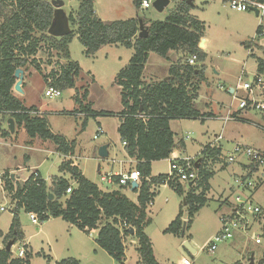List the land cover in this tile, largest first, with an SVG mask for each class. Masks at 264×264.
<instances>
[{"label":"trees","instance_id":"16d2710c","mask_svg":"<svg viewBox=\"0 0 264 264\" xmlns=\"http://www.w3.org/2000/svg\"><path fill=\"white\" fill-rule=\"evenodd\" d=\"M76 1L77 8L67 14L71 32L67 36L55 38L48 35L54 12L50 0H0V117H5L6 124L8 119H12L14 125L21 127L29 139L49 141L57 153L73 156L76 141H68L53 134L46 118L35 115L38 109L34 106L26 107L13 93L15 70L21 69L25 73L36 64L35 57L42 45L53 50L64 63L60 64L58 71L44 76L45 84L50 78L52 85L59 91L75 90L73 100L77 109L71 114L83 116L81 130L85 129L88 118H119L117 134L121 142L125 143L126 155L135 162L132 171L136 170L140 174L138 187L133 189L137 194L136 203L124 195L123 191L130 190L131 185H118L119 176L112 177V184L118 185L117 190L107 188L103 191L89 181L71 160H63L59 172L68 174L69 178L54 176L50 187L40 176L34 178L33 174L22 184L6 176L5 190L15 202V208L9 232L4 236L0 230V239H3L5 247L10 240L14 244L23 240L17 216L22 209L26 214H36L41 223L60 218L86 234L98 230L95 244L116 264L125 261L124 241L128 237L136 240L142 264H159L154 257L151 241L144 232L151 223L147 205L158 195L153 187L167 185L183 197L176 218L163 232L182 240L183 224L186 233L195 214L207 202L205 195L210 190L209 180L214 176V172L204 168L198 160L194 162V165L198 162V168L194 167L197 180L188 187L175 179H168L166 174L156 177L151 175L152 162L169 159L176 147L184 148L182 139L176 144L170 121L204 122L213 117L208 113L201 114L195 108L200 84L205 81L206 55L198 48L204 37L203 23L191 15L193 6L187 3L188 0L179 1L165 21H150L137 15L135 18L108 23L95 15L93 0ZM141 1L134 0L137 11ZM139 19L147 30L145 38L138 37ZM260 29L261 26H258L257 36ZM74 36L84 48L83 55L87 58L94 57L104 46H120L132 50L127 65L114 79V84L120 89L121 111L117 114L93 110L91 104L87 103L88 91L85 88L81 92L76 89L81 68L70 56L69 45ZM169 52L179 54V58L171 64L168 79L155 83L144 82L143 71L149 55L155 53L167 59ZM192 55H196L197 60L191 66L186 61ZM256 63L257 73L264 74V59L257 58ZM35 67L40 72L39 67ZM9 135L8 130L1 131L3 138ZM202 156L210 157V163L214 164L221 160V148L204 147ZM226 166L223 163L222 168ZM246 170L247 175L251 176L256 166L249 163L245 166ZM69 186L72 192L66 194ZM50 194L52 200L49 199ZM119 222L126 223L133 230L132 235L130 229L119 230ZM5 247L0 250V264H30L31 254L27 253L22 259L15 258ZM54 264L80 262L74 258H65ZM258 264H264V253Z\"/></svg>","mask_w":264,"mask_h":264},{"label":"rangeland","instance_id":"374dc122","mask_svg":"<svg viewBox=\"0 0 264 264\" xmlns=\"http://www.w3.org/2000/svg\"><path fill=\"white\" fill-rule=\"evenodd\" d=\"M63 1L67 14L77 8L76 0ZM154 1L150 0L151 6L148 9H139L138 11L134 7V0H93V5L97 17L106 23L135 18L137 15L150 21H165L181 0H169L168 6L162 12L154 9ZM191 1L193 8L190 13L203 23V38L207 40L206 47L201 49L206 55L204 72L207 81L201 85L198 98L195 101V108L204 112L208 105L211 106V110L218 111L222 105L229 107L231 96L225 93L224 89L235 88L240 77L245 82L246 76L249 77L256 73V59H264V35L257 36L256 27L260 25V31H264V17H256L253 12H236L230 9L223 0ZM256 22L257 25H255ZM244 43L250 47H245ZM70 44V56L81 67L80 76L75 84L76 89L81 92L82 88H85L88 91L87 103L91 104L94 110L113 114L120 112V94L118 87L114 84V79L117 73L127 65L132 56L131 51L120 46H104L94 57L87 58L83 55L84 48L77 37L74 36ZM149 56L148 71L152 74L158 70L161 71L165 65L158 60L159 56L155 53H151ZM35 59L36 64L27 69V72H30V79L29 88L23 100L24 105L35 106L42 110V115L46 118L53 134L60 135L68 141H76L75 166L84 172L89 181L102 188L103 183L100 181V177L104 175L107 164L105 159L96 157L95 150L109 144L110 154L116 153V159H121V141L117 134L119 118L115 116H100L99 120H97L98 118H88L85 129L82 131L83 116L71 114L77 109L73 100L74 89L61 91V96L55 99H48L44 96L46 87L44 76L52 71H58L60 64L64 61L53 50H49L43 45ZM35 65L39 67L40 72L36 70ZM13 93L17 97L20 96L14 91ZM236 96L245 98L246 93L239 90ZM262 97H264V91H262ZM235 101L231 112L237 108L238 101ZM237 116L242 121L224 123L220 118H210L204 122L201 120H175L172 122L174 138L178 141L184 140L185 147L183 151L181 150L182 157L194 161L200 160L204 168L214 172V176L209 180L210 190L205 195L207 199L205 206L195 214L189 230L182 238L183 242H188L195 250L194 254L184 247L180 238L163 233L170 222L169 220L174 219L178 213V209L183 203V197L168 186L159 188L155 206L148 208L151 223L145 231L151 240L156 261L159 264H250V259L253 264H258L261 260L264 253V235L261 236L262 243L260 245H255L249 235H238L233 240L218 244L212 253L201 250L218 233L221 226L220 216L227 212L229 204L239 192L235 183L236 176L242 175L239 164L247 163L245 158L238 157L234 163L223 169V158L231 153L234 143L254 149L264 148V131L257 126L264 124L263 116L249 110H242ZM98 121L106 134H101L97 139H93L95 131L100 127ZM14 128L15 134L3 138L1 131L7 130V124L5 117H0V207L6 209L4 212H0V230L5 234L9 230L13 217L12 210L15 208V202L5 190L7 175L11 178L13 174L15 181H22L31 172L37 170L47 187L51 186L54 176L68 178L58 170L62 158L54 151L55 146L51 142L41 141L38 138L31 141L21 127L14 125ZM219 134L222 135L223 140L215 142V135ZM214 144H216L215 147L218 145L222 147V154L220 161L211 164V158L202 156V151L204 147H214ZM98 168H100L101 175L98 173ZM167 172V162H160L156 165L155 173L164 174ZM186 185L188 187V184ZM114 186L118 189V185ZM130 198L133 199V196L130 195ZM253 202L264 209V181L254 193ZM17 216L25 239L28 240V237L32 236L28 240L33 248L30 264H54V261L67 257L76 258L77 253H74L73 248L78 245L79 240L77 236L70 237L64 231L62 221L50 222L45 226L47 235L56 234L55 236H58L57 242L50 243V247H48L43 240L44 237L42 238L40 234L36 236L37 230L43 229V223L37 226L32 224L29 215L22 209L18 211ZM261 217L264 218V210H262ZM256 231L264 233L261 230ZM130 240L128 237L124 241L130 257V262L127 264H134L133 261L137 256L130 253ZM20 242L18 244H22ZM89 245H94L93 248L98 249L92 241L87 242L86 247ZM4 247V241L0 239V250ZM10 251L15 257L17 245ZM97 251H99L98 256L89 249L86 252L83 251L81 264H116L105 251L101 249ZM37 252L41 254L38 255ZM138 262V264H142L140 261Z\"/></svg>","mask_w":264,"mask_h":264},{"label":"built area","instance_id":"2783aa9c","mask_svg":"<svg viewBox=\"0 0 264 264\" xmlns=\"http://www.w3.org/2000/svg\"><path fill=\"white\" fill-rule=\"evenodd\" d=\"M228 7L236 12H252V9L258 11V16L264 17V2L261 0H223ZM151 6L150 0H142L140 4L141 10H146ZM264 31H260L258 36H263ZM197 56L192 55L187 59L188 65H194L196 63ZM44 96L48 99H55L61 96V91L56 89L52 85V79H47ZM236 89L245 91L247 96L245 98L234 97V100L238 101V109L246 111H254L263 116L264 119V97H262V91H264V74H257L251 79L243 82L241 77L238 78ZM43 112L39 111L35 115L43 116ZM241 121L239 116L229 114L223 118L224 123L229 121ZM261 130L264 131V124L257 125ZM102 134L100 127L94 133L93 139H97ZM223 140L222 135H217L216 142ZM125 145V143H123ZM238 157L246 159L248 165L252 163L256 166V170L251 176H248V170L245 171L244 175L235 179L238 193L234 196V200L228 206L226 213L222 214L219 218L220 229L202 248L201 250L214 252L218 244L233 240L238 235H249L250 240L255 245L262 243L261 236L264 233H257L256 230L264 231V218L261 217L262 210L260 205L253 202V195L257 190L258 186L264 181V148L254 149L250 146L240 145L234 143L231 149V153L223 158L224 163L229 165L234 163ZM194 160L190 158L176 159L172 158L169 164L168 179H175L180 183L192 184L197 180V173L194 170ZM34 178H38V172L34 171ZM110 179V177H108ZM140 179L138 171L133 170L127 173H123L119 176L118 185L129 186L132 182H137ZM72 187L69 186L65 193L70 194ZM152 205V201L148 203L147 207ZM6 209L0 207V212H4ZM29 219L34 225H39L41 222L38 216L34 213H30ZM119 230H127L130 227L124 223L119 222ZM25 246H21L17 249L15 257L22 259L26 254Z\"/></svg>","mask_w":264,"mask_h":264},{"label":"crops","instance_id":"0c3cea01","mask_svg":"<svg viewBox=\"0 0 264 264\" xmlns=\"http://www.w3.org/2000/svg\"><path fill=\"white\" fill-rule=\"evenodd\" d=\"M95 15H96V13H95ZM97 16V15H96ZM255 25H257V22L255 23ZM258 26H260V25H258ZM258 26H256V27H258ZM206 44H207V40H205V42H204V48L206 47ZM246 43H244V45H245ZM71 45V44H70ZM70 47V46H69ZM115 47H117V46H115ZM245 47H250L248 44L247 45H245ZM203 48V49H204ZM128 50V49H127ZM128 51H131V53H132V50H128ZM151 55V54H150ZM149 58H150V56H149ZM149 58H148V60H147V63H146V65H145V67H144V71H143V81L144 82H146V83H155V82H159V81H164V79H166V78H168V69H169V67H170V65L172 64V63H175L177 60H178V58H179V54H177V53H175V52H169L168 53V55H167V59H164V58H162V57H160L159 56V58H158V60L160 61V62H162L165 66L163 67V69L161 70V71H156L155 72V74H152V73H150L148 70H149V68H148V66H149ZM72 59V58H71ZM130 59V58H129ZM78 63V62H77ZM80 66V65H79ZM81 68V67H80ZM205 71V70H204ZM258 73H257V63H256V73L254 74V75H250L249 77L248 76H246V79L248 78V79H251L252 77H254L255 75H257ZM218 75V74H217ZM204 78H205V81L204 82H202L201 84H200V88H199V90L201 89V85L203 84V83H206V81H207V78H206V75H205V72H204ZM29 79H30V72H25L24 73V78H23V83H22V90H23V95H20V96H18V98L20 99V100H24V97H25V94H26V91H27V89L29 88ZM221 85V84H220ZM219 85V89H220V87L222 86H220ZM237 85V84H236ZM223 87V86H222ZM119 89V88H118ZM223 89V88H222ZM120 90V89H119ZM225 90V93H227L228 95H230L231 96V99H230V101H229V103H228V106L229 107H225V106H220V108H219V110L218 111H216V110H211V106H206V111H204V112H200L201 114H205V113H208V114H211L213 117L211 118V119H214V118H220V119H222L223 120V118L224 117H226L227 115H229V114H235L236 113V111H237V113L235 114V115H240V113H241V110H239L238 109V106H237V108H236V110H233L234 112H231V108H232V106L234 105V103L236 102L235 100H233V98L234 97H237L236 96V93H237V91H239L238 89H236V86H235V88L234 87H229V88H227V89H224ZM199 92V91H198ZM245 92V91H244ZM246 93V92H245ZM246 96H247V93H246ZM24 103V102H23ZM219 103V102H218ZM26 106V105H25ZM26 107H29V106H26ZM35 107V106H34ZM39 111H42V110H40L39 108H37ZM93 109V108H92ZM94 110V109H93ZM43 112V111H42ZM99 119H101V118H98L97 120H99ZM210 119V118H209ZM175 121V120H174ZM174 121H170V123H169V125H170V129H171V131L173 132V130H172V128H171V124H172V122H174ZM98 123V125L100 126V128H101V125H100V122L98 121L97 122ZM227 123V122H226ZM120 124V123H119ZM119 124H118V126H119ZM118 126H117V128H118ZM102 129V128H101ZM174 133V132H173ZM102 134L104 135V134H106V132L105 131H103V129H102ZM220 135V134H219ZM216 137H217V135H215V142H216ZM35 139H37V138H35ZM35 139H32L31 141H35ZM119 140H120V138H119ZM174 140H175V142H176V144H177V142H178V140H176L175 138H174ZM183 140V139H182ZM121 141V140H120ZM30 142V141H29ZM121 143V159H116V157H117V154L116 153H113V155H111L110 154V146H109V144L107 145V152H108V157L105 159L106 161V164H107V166H106V171H105V173H104V175L103 176H101L100 177V181L103 183V187L101 188V187H99L101 190H103V191H105V189H107V188H109V189H112V190H117V188H115V186L112 184V177H114V176H120L121 174H123V173H127V172H130V171H132V169H133V167H134V164H135V162H134V160L133 159H130L127 155H126V153H125V150H124V145H123V143L122 142H120ZM183 144H184V140H183ZM215 145L216 144H214V147H215ZM184 147H185V144H184ZM217 147H220L221 148V154H222V147L220 146V145H218ZM75 150H76V147H75ZM75 150H74V154H73V156H63V155H61V154H59V153H57L55 150V152L57 153V155H59V157H61L62 158V161L63 160H71L72 161V163L74 162V155H75ZM181 150L183 151L184 149H179L178 147H176L175 149H174V151H173V153L170 155V158L169 159H166V160H161V161H158V162H152L151 163V175H152V177H156V176H158V175H160V173H155V168H156V165L158 164V163H160V162H167L168 163V172L167 173H164V174H166V175H168L169 174V164H170V160L172 159V158H176V159H183V158H186V157H182V153H181ZM97 151H98V148L95 150V153H96V157L97 158H99L98 157V155H97ZM61 161V162H62ZM198 161H200V160H198ZM246 163H244V164H239L240 165V168H241V170H242V175H244V173H245V165ZM73 165H76V163L74 162V164ZM78 167V166H77ZM78 169H79V167H78ZM59 170V169H58ZM80 170V169H79ZM36 172H38L37 170H35ZM81 171V173L86 177V175L84 174V172L82 171V170H80ZM33 172H31L26 178H24L22 181H15L14 180V182H16V183H18V184H22L31 174H32ZM98 173H99V175H101V172H100V168H98ZM38 174H39V176L41 177V174L38 172ZM62 175H67L68 176V174H66V173H61ZM242 175H240V176H242ZM240 176H236V178L235 179H237V178H239ZM108 177H110V179H108ZM42 178V177H41ZM68 178H69V176H68ZM210 185V184H209ZM117 186V185H116ZM165 186H167V185H163V186H159V187H153V190L155 191L156 190V192H158L159 193V188L160 187H165ZM188 186H189V184H188ZM172 190V189H171ZM256 192V191H255ZM123 193H124V195L129 199V200H131L132 202H134V203H136V199H137V194H135L131 189L130 190H124L123 191ZM130 195H132L133 196V199H131L130 198ZM157 199V196L153 199V201H152V207L153 206H155V200ZM149 208V207H148ZM179 209H180V207H179ZM179 209H178V212H179ZM13 210H14V208H13ZM12 210V211H13ZM147 213H148V210H147ZM178 214V213H177ZM177 214L175 215V217H174V219L176 218V216H177ZM149 217V216H148ZM150 218V217H149ZM173 218L172 219H170L169 221V223H168V225H167V227L169 226V224L174 220ZM50 220V219H49ZM49 220H47V221H45V222H43V224L42 225H44V227H43V229L42 230H37L38 232H37V234H36V236H39V234L41 235V237L43 238L44 237V241L46 242V245L48 246V247H50V243H52V242H57V238H58V236H55L56 234H54V235H52V234H49V235H47L46 234V228H45V226L47 225V224H49L50 222H58V221H62L63 222V224L64 225H62V228L64 229V231L65 232H67V234L70 236V237H74V236H77V239L79 240V243H78V245H76L74 248H73V250H74V253H77V256H76V258L75 257H67V258H74V259H76V260H78L79 262H80V264H81V261H82V258H83V255H84V253H82L83 251H87V249H89L91 252L92 251H94L95 252V254L98 256V252L99 251H97V250H100V248H98V249H96V248H93V246L94 245H89V247H86V245H87V242H94V239H95V237H96V235H97V233H98V230H93V231H91L89 234H86V233H84V232H82V231H80V230H78L75 226H73V225H70V224H68V223H66V222H64L63 220H61L60 218H56V219H51V221H49ZM54 220V221H53ZM184 220H186V218H184ZM102 222V221H101ZM41 225V226H42ZM10 226V225H9ZM56 226H58V225H56ZM101 226V223H99L98 224V227H100ZM166 227V228H167ZM10 228V227H9ZM20 228H21V226H20ZM58 228H60V227H58ZM147 228V227H146ZM146 228L144 229V232L146 231ZM165 228V229H166ZM21 231H22V228H21ZM3 232V231H2ZM8 232H9V230H8ZM8 232L5 234V233H3L4 234V236H6L7 234H8ZM23 232V231H22ZM145 234H146V232H145ZM58 235H60L59 233H58ZM169 235H171V234H169ZM173 236V235H172ZM32 236H29L28 237V240L31 238ZM149 238V237H148ZM131 240L129 241V243L131 244V245H129L130 247V253L132 254V255H135V256H137L135 259H134V261H133V263L134 264H138L139 262L138 261H140V258H139V255H138V253H137V245H136V240L135 239H132V238H130ZM28 240H26L25 239V234L23 233V240L20 242V243H22V244H18V242H17V249H19L21 246H25V248H26V250L28 251L27 253H29V254H31V256H32V252H33V248L31 247V244H30V242H28ZM42 240V241H43ZM151 241V240H150ZM181 242H183L182 240H181ZM94 244H95V242H94ZM16 245H14V246H16ZM96 245V244H95ZM13 246V247H14ZM124 246H125V261H124V263L123 264H127L128 262H130L129 261V251H128V247L126 246V244L124 243ZM12 247V248H13ZM11 248V249H12ZM92 248H93V250H92ZM41 250H43V248H40ZM40 250V251H41ZM68 251H70V249H67ZM131 250H133V251H131ZM103 251V250H102ZM42 252V251H41ZM153 253H154V251H153ZM37 254H41L40 252L38 253L37 252ZM42 254H43V252H42ZM76 255V254H75ZM154 257H155V254H154ZM51 259V258H50ZM65 259V258H64ZM155 259H156V257H155ZM56 261H54V263H55Z\"/></svg>","mask_w":264,"mask_h":264},{"label":"water","instance_id":"95a60500","mask_svg":"<svg viewBox=\"0 0 264 264\" xmlns=\"http://www.w3.org/2000/svg\"><path fill=\"white\" fill-rule=\"evenodd\" d=\"M50 3L52 5V7L54 8V12H53V17H52V21L50 24V27L48 29V35L53 36L55 38H61L64 36H67L70 32V25H69V20H68V16L66 11L64 10V6L65 3L63 0H50ZM187 3L191 6H193L192 1L188 0ZM169 4V0H155L153 2V7L156 11L158 12H162ZM256 17H258V11L256 9H252L251 10ZM138 26H139V33H138V37L139 38H145L147 36V30L144 28L143 23L141 21V19L138 20ZM204 42L205 39L202 38L198 44V48L201 50L204 48ZM263 54H264V49H263ZM14 78L16 80L14 87H13V91L23 95V90H22V83H23V78H24V72L21 69H17L14 72ZM168 78L164 79V81H166ZM7 130L9 131V133L11 135L14 134L15 132V128H14V122L12 119H8L7 121ZM97 155L99 158L101 159H106L108 157V152H107V145H103L101 147L98 148L97 151ZM199 162V161H198ZM198 162L195 163L194 167L197 169L198 168ZM11 179L12 181H14V175H11ZM189 186H191V184H189ZM138 187V183L137 182H132L131 183V190L133 191V189ZM49 199L52 200L53 196L50 194L49 195ZM130 233L132 235L133 230L130 229ZM185 223L183 224V228L181 231V238H184L185 236ZM14 245V241L10 240L8 241V243L6 244L5 250L6 251H10L11 247ZM183 245L185 248H187L191 253H195V250L190 246V244L188 242H183ZM250 264H253L252 259L249 260Z\"/></svg>","mask_w":264,"mask_h":264}]
</instances>
